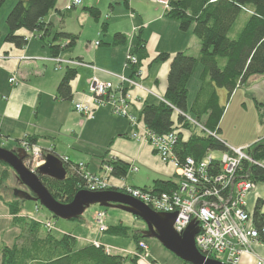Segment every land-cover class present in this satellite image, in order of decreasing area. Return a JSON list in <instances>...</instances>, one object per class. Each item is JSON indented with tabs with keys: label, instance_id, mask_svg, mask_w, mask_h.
<instances>
[{
	"label": "trees",
	"instance_id": "trees-1",
	"mask_svg": "<svg viewBox=\"0 0 264 264\" xmlns=\"http://www.w3.org/2000/svg\"><path fill=\"white\" fill-rule=\"evenodd\" d=\"M5 1L0 0V8ZM117 1L124 6L128 5L127 0ZM56 2L57 0H18L5 19L8 31L4 41L17 48L26 46L27 38L25 35H19L20 31L26 34L39 33L43 41L51 37L49 43L46 42L45 45L55 59L62 50L73 48L77 40L75 35L53 32L52 26L44 22L49 13L55 10ZM83 10L94 21L100 20L101 14L98 9L87 7ZM165 17L175 21L183 33L191 29L192 35L199 42L200 50L196 57L178 52L174 56L163 53L155 58V63L169 62L166 90L162 100L145 104L136 113V117L155 135L175 133L177 138L173 152L180 161L191 158L200 162L212 151L221 154L229 151L228 147L217 138L225 112V107L220 103L219 91L225 92L229 101L236 90L248 87L251 78L264 76V0H168ZM106 28V23L101 24L102 31ZM141 33L142 29H139L133 49L127 54L134 57L137 63L127 61V55L125 57L124 68L129 71V76L125 78L132 80L142 67L141 62L146 58V45ZM113 39L114 44L117 45H123L126 41L122 34H115ZM61 40L67 42L63 47L59 44ZM198 66L201 67L199 86L193 101L189 104L188 82ZM76 75L75 67L64 68V74L56 90L59 100L72 99L71 82ZM136 80L138 81L139 78ZM186 114H189L190 119L196 124L201 125L202 129L188 122ZM26 141L36 144L35 138ZM246 150L252 163L242 161L241 174L247 175L248 180L254 185L264 184V139L257 141ZM102 164L110 169L109 175L114 179L124 180L129 171V165L121 161H103ZM0 165L7 167L1 162ZM84 175L85 173L79 169L72 168L64 181H55L40 175L38 177L57 202L68 204L84 187ZM176 189L174 175L167 181H154L152 187L147 190L160 194L170 193ZM108 191L120 192L116 187H111ZM17 203V199L4 203L11 216V223L19 233L12 246L0 248L2 264H124L127 262V256L111 255L101 246L86 245L75 249L74 237L62 235L57 238L46 227L47 222L37 223L19 217L21 206ZM263 207L264 201L257 199L252 219L255 228L261 234V242L264 246ZM77 221L82 222V218ZM145 231H133L119 224L109 226L106 234L129 239L135 249L140 250L139 244L149 239L145 237ZM130 262L136 263V259L131 258ZM181 264L186 263L181 262Z\"/></svg>",
	"mask_w": 264,
	"mask_h": 264
},
{
	"label": "crops",
	"instance_id": "crops-1",
	"mask_svg": "<svg viewBox=\"0 0 264 264\" xmlns=\"http://www.w3.org/2000/svg\"><path fill=\"white\" fill-rule=\"evenodd\" d=\"M127 1L128 5L122 9V5L117 0H110L108 9L113 14V18L107 23L109 17L105 16L106 21L103 23L107 24L106 30H101L103 23H100L99 29L97 28L95 34L89 38L93 42L83 49H75L80 32L54 29L52 24L54 16L51 13L56 12L63 17L61 11L55 7V10L45 18L44 22L52 26L53 32L69 33L77 37L75 46L62 50L56 59L63 62H82L87 65L75 66L77 75L71 82L70 101H62L57 97V86L66 66L62 71L55 70L57 65L54 62L55 58H52L45 45L46 42L49 43L51 37L43 41L39 33L26 34L20 31L18 34L27 38L26 46L17 48L13 44L6 43L4 36L8 29L5 18L16 2L5 10L0 20V138L16 143L17 149L21 144L20 141L35 138L36 144L32 145L42 150L45 157L53 154L58 158H67L77 169L82 165L84 173L106 180L117 189L120 186L142 189L144 187L141 188L134 182V176L139 172L143 173L148 183L153 184L157 180L172 179L175 175L174 169L162 163L149 145L133 141L130 138L132 128L129 121L114 115L109 107L95 109L93 118L88 119L77 113L74 105L82 103L93 108L92 95L89 92V83L92 79L116 85L118 83L116 77L129 76V71L124 68L125 57L132 51L139 29H142L141 35L146 45V58L141 62L143 77L140 83L143 89L130 91L137 98L128 109V112L134 116L145 104L162 100L166 90L169 62L155 63V58L163 53L174 56L178 52L196 57L193 55H198L200 45L190 30L181 32L175 21L165 17L166 9L163 5L154 0ZM83 3H86V6L82 7V10L92 7L102 13L95 6V2L83 0ZM115 6L119 7L114 8ZM73 9L68 11L64 8V11L67 14ZM94 22L99 23L100 20ZM163 28L167 29L163 30ZM167 30H171L175 38V43L168 46L165 41ZM115 34H122L125 37L126 41L123 45L114 44ZM61 41L59 44L65 46L67 42ZM65 51L67 55L62 54ZM57 66L60 68L59 65ZM12 78L15 79V85L9 83ZM221 94L224 97L225 93ZM193 99L188 103L190 104ZM219 99L222 103L220 92ZM59 144L63 145L61 155L57 154ZM103 161H121L129 165L126 178L124 180L111 178L110 169L102 164ZM93 162L97 163L96 170L90 171L91 165L95 166ZM133 169H136V172L132 171ZM248 197L251 203L252 200L254 201L252 207L247 203V209L252 214L256 200L264 201V184L255 185L254 192ZM1 217L9 216L6 212ZM143 244L147 246L149 257L140 260L146 261L147 264H161V261L167 260H161L151 254L147 241ZM89 245H99L111 254L109 244L103 245L93 240ZM113 247L122 253H127L121 254L128 257L127 261L134 257V244L132 251ZM254 252L264 259V246H254ZM176 260L177 264H181L179 259ZM255 261L254 255L244 254L239 264H255Z\"/></svg>",
	"mask_w": 264,
	"mask_h": 264
},
{
	"label": "built area",
	"instance_id": "built-area-1",
	"mask_svg": "<svg viewBox=\"0 0 264 264\" xmlns=\"http://www.w3.org/2000/svg\"><path fill=\"white\" fill-rule=\"evenodd\" d=\"M81 4V0H69L65 10L69 11ZM126 60L133 64L137 63L136 59L129 55ZM54 62L59 66H87L59 59H54ZM142 77L140 68L133 80L123 76L116 77L118 81L116 85L92 79L89 83V92L92 95L93 108L82 103L74 105V110L88 119L93 118L95 109L109 107L114 115L129 121L132 128L130 138L133 141L149 145L159 160L170 165L175 171L177 189L170 193L157 194L151 190L130 186H120L119 191L141 202L155 213L176 214L173 230L178 235H182L190 223H195L198 228L194 239L195 247L205 258L224 264H239L241 256L247 254L255 256V264H264V259L254 252V246H263V243L246 202L255 185L248 180L247 175L241 174V162L246 160L252 163V160L243 149H230L222 153L218 161L210 154L200 162L191 158L180 161L173 152L177 138L175 133L155 135L138 121L136 116L128 112L131 105L137 101L130 91L143 89L139 83ZM9 83L15 85V79H10ZM186 120L202 129L201 125L190 118L186 117ZM21 149L29 157L28 166H34L31 171L44 164L45 156L35 145L22 141ZM59 159L67 174L72 168H76L67 158ZM78 169L83 172L82 165ZM132 171L136 172V169ZM84 179L83 189L90 192L108 191L114 187L106 180L86 173ZM99 215L103 217V213ZM47 227L50 228V225L47 224ZM262 233L264 234V230ZM141 247L146 249L143 243ZM106 252L108 253L107 250ZM217 255H222L223 261L217 260L215 258Z\"/></svg>",
	"mask_w": 264,
	"mask_h": 264
},
{
	"label": "rangeland",
	"instance_id": "rangeland-1",
	"mask_svg": "<svg viewBox=\"0 0 264 264\" xmlns=\"http://www.w3.org/2000/svg\"><path fill=\"white\" fill-rule=\"evenodd\" d=\"M68 1L69 0H57L56 9L61 11L63 17L56 12H52L51 15L54 16L52 24L54 25L55 30L64 29L66 31H72L76 33L80 32L75 49H83L85 46H88L90 42H93L89 38L95 34L97 28L99 29V24L106 21L105 16L107 15L109 17L106 21L107 23H109L111 18H113V14L109 12L108 9L110 0H89L95 2V6L102 12L99 23H95L88 13L82 10V7L86 6V3H83V0H81L83 4L66 14L64 8L65 5L68 4ZM14 2H16V0L5 1V3L0 8V20L3 13H5V10ZM154 2L163 5L165 9L168 8V0H154ZM121 5L122 9H125L124 5ZM118 7L115 6L114 8ZM166 29L167 28H163V30ZM165 41L167 46L175 43V38L171 30H167ZM62 54L67 55V52L65 51ZM64 66L65 65H61L60 68H58L56 65L55 70L62 71ZM200 72L201 67L198 66L188 82V102H190L195 96L199 84ZM219 92L222 96L221 104L223 107H225V112L219 125L220 133L217 135V138L219 141L224 143L229 150L243 149V152L246 154V149L248 147L252 146L257 141L264 139V76H255L251 78L248 87L236 90L229 101H227V95L225 92L224 97L221 94L223 91ZM186 117L190 118L189 114H186ZM0 148L7 151H12L17 150V145L14 142L4 141L0 138ZM19 149H21V144L19 145ZM62 150L63 145H57V154L61 155ZM210 155L217 160H220L222 157L221 152L212 151L210 152ZM29 161V157L27 156V158L24 160V165L29 170H31L34 166L32 165L29 167L27 164ZM93 164L95 166L91 165L89 169L90 171L96 170L97 163L93 162ZM7 167L0 165V248L2 246H12L16 236L19 233L18 229L12 225L11 219H8L9 217L11 218V216L8 214V209L4 203L13 202L15 200L13 197L14 190L27 191L26 188L20 185L19 181H17V177L12 169H8ZM134 182L141 188H151L152 185V182L148 183L145 176L141 172L134 176ZM253 192L254 190L251 191L250 194ZM117 193L125 195L121 191ZM17 200L19 203L17 204L21 206L19 217H23V219L27 221L32 220L37 223L47 222L46 227L47 224H49V231H51L52 234L57 238L61 237L62 235L74 237L75 249L89 245L93 240H95L103 245L109 244L111 247V255L127 254L122 253L119 251V249L116 250V247L114 248L113 246L132 251L134 249L132 242L126 238L113 237L106 234L108 227L121 224L133 231H144L147 229V226L142 220L136 219L132 215L122 210L112 208L101 209L98 206H91L83 213L81 217L82 222L77 220L66 221L52 218L51 214L42 208L39 203H33L30 201H24L21 203V200ZM246 202L250 205V207H252L254 203L253 200L252 203L249 201V197H247ZM100 211L103 212V217L99 215L101 214ZM6 212L9 217H1ZM17 244L19 245V242H17ZM141 244L142 243L139 244L140 250L135 249L134 252L133 258L137 260L136 263L127 261L124 264H147L146 261L140 260V258L149 257V254H147V246L145 245L146 249H143ZM147 244L151 254H154L161 260L167 259L166 261H159L161 264H177V258L164 250V248H162L155 239H148ZM98 247L100 246L98 245ZM104 250L106 251L105 248ZM215 258L221 261L224 259L222 255H217ZM0 264H2L1 253Z\"/></svg>",
	"mask_w": 264,
	"mask_h": 264
},
{
	"label": "water",
	"instance_id": "water-1",
	"mask_svg": "<svg viewBox=\"0 0 264 264\" xmlns=\"http://www.w3.org/2000/svg\"><path fill=\"white\" fill-rule=\"evenodd\" d=\"M27 153L23 149L7 151L0 148V162L12 169L20 185L27 191L14 190L13 197L22 201L39 203L53 217L66 221L78 220L91 206L103 209L122 210L133 217L140 219L147 226L144 235L146 238L155 239L166 251L170 252L181 262L186 264H223L213 259L202 256L195 247V236L198 228L195 223H190L182 235L173 230L176 214H158L151 211L141 202L117 192L103 191L90 192L78 191L68 204L57 202L41 183L39 175L64 181L66 171L61 160L49 154L45 157L44 164L34 171L24 165Z\"/></svg>",
	"mask_w": 264,
	"mask_h": 264
}]
</instances>
